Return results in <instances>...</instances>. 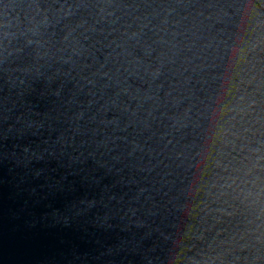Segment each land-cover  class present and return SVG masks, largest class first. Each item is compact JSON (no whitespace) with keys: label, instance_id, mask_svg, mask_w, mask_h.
Here are the masks:
<instances>
[{"label":"water","instance_id":"water-1","mask_svg":"<svg viewBox=\"0 0 264 264\" xmlns=\"http://www.w3.org/2000/svg\"><path fill=\"white\" fill-rule=\"evenodd\" d=\"M0 264H264V0H0Z\"/></svg>","mask_w":264,"mask_h":264}]
</instances>
